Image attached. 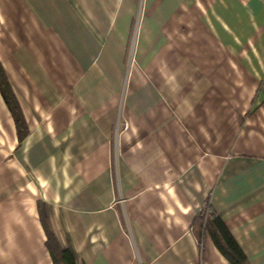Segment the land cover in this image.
Returning <instances> with one entry per match:
<instances>
[{
  "label": "crops",
  "instance_id": "crops-1",
  "mask_svg": "<svg viewBox=\"0 0 264 264\" xmlns=\"http://www.w3.org/2000/svg\"><path fill=\"white\" fill-rule=\"evenodd\" d=\"M0 264H264V0H0Z\"/></svg>",
  "mask_w": 264,
  "mask_h": 264
},
{
  "label": "trees",
  "instance_id": "trees-1",
  "mask_svg": "<svg viewBox=\"0 0 264 264\" xmlns=\"http://www.w3.org/2000/svg\"><path fill=\"white\" fill-rule=\"evenodd\" d=\"M0 93L14 119L18 138L21 139L27 132V126L19 103L9 85L1 64ZM37 209L46 236L45 245L49 251L53 264H79L77 257L70 249H63L58 245L49 225L42 202L37 203ZM193 230L198 241H201L205 235H208L215 247L230 264H249L244 252L221 217L210 208L206 207L199 212V215L195 219Z\"/></svg>",
  "mask_w": 264,
  "mask_h": 264
},
{
  "label": "built area",
  "instance_id": "built-area-1",
  "mask_svg": "<svg viewBox=\"0 0 264 264\" xmlns=\"http://www.w3.org/2000/svg\"><path fill=\"white\" fill-rule=\"evenodd\" d=\"M207 206L206 205H204L202 208H201V211L203 210V209H205Z\"/></svg>",
  "mask_w": 264,
  "mask_h": 264
}]
</instances>
